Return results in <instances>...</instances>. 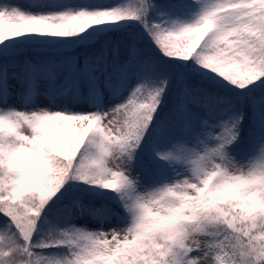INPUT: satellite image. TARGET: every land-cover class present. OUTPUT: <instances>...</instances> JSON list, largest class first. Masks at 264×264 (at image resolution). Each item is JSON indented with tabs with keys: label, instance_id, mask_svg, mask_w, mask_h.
<instances>
[{
	"label": "snow or ice",
	"instance_id": "snow-or-ice-1",
	"mask_svg": "<svg viewBox=\"0 0 264 264\" xmlns=\"http://www.w3.org/2000/svg\"><path fill=\"white\" fill-rule=\"evenodd\" d=\"M0 264H264V0H0Z\"/></svg>",
	"mask_w": 264,
	"mask_h": 264
},
{
	"label": "rangeland",
	"instance_id": "rangeland-1",
	"mask_svg": "<svg viewBox=\"0 0 264 264\" xmlns=\"http://www.w3.org/2000/svg\"><path fill=\"white\" fill-rule=\"evenodd\" d=\"M16 2L20 3L23 6H27L29 3H31V0H16ZM258 151H259V148H257V154H258ZM86 220L89 222L90 225H93L95 223L94 221H91L89 218H80L77 221V223H84Z\"/></svg>",
	"mask_w": 264,
	"mask_h": 264
}]
</instances>
